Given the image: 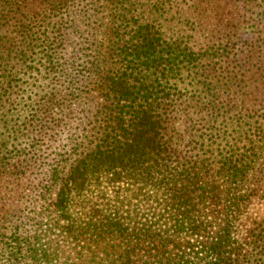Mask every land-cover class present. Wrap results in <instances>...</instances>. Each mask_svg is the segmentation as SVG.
Returning <instances> with one entry per match:
<instances>
[{
    "label": "trees",
    "instance_id": "trees-1",
    "mask_svg": "<svg viewBox=\"0 0 264 264\" xmlns=\"http://www.w3.org/2000/svg\"><path fill=\"white\" fill-rule=\"evenodd\" d=\"M0 264H264V0H0Z\"/></svg>",
    "mask_w": 264,
    "mask_h": 264
}]
</instances>
